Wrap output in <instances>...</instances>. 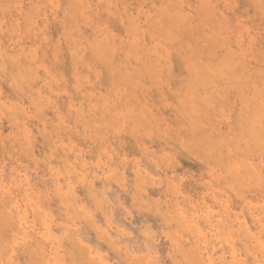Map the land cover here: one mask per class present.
<instances>
[{
  "label": "rangeland",
  "instance_id": "1",
  "mask_svg": "<svg viewBox=\"0 0 264 264\" xmlns=\"http://www.w3.org/2000/svg\"><path fill=\"white\" fill-rule=\"evenodd\" d=\"M0 264H264V0H0Z\"/></svg>",
  "mask_w": 264,
  "mask_h": 264
},
{
  "label": "bare ground",
  "instance_id": "2",
  "mask_svg": "<svg viewBox=\"0 0 264 264\" xmlns=\"http://www.w3.org/2000/svg\"><path fill=\"white\" fill-rule=\"evenodd\" d=\"M181 3H182V2H181ZM203 5H204V3H203ZM209 7H210V6H209ZM174 13H175V12H174ZM170 14H171V13H170ZM187 14H188V13H187ZM180 15H182V14H180ZM180 15H179V16H180ZM177 16H178V15H177ZM205 16H206V15H205ZM183 17L185 18V14H184ZM180 20H181V19H180ZM178 25H180V24H178ZM77 28H78V27H77ZM176 28H177V27H176ZM174 35H175V34H174ZM187 43H188V42H187ZM187 45H189V44H187ZM190 46H191V45H189V47H190ZM220 46H221V45H220ZM219 62H220V61H219ZM220 64H221V63H220ZM21 75H22V73H21ZM22 76H24V75H22ZM24 77H25V76H24ZM24 77H23V78H24ZM248 170H249V169H248ZM235 171H236V170H235ZM235 171H234V172H235ZM187 259H188V257L186 258V260H187Z\"/></svg>",
  "mask_w": 264,
  "mask_h": 264
}]
</instances>
